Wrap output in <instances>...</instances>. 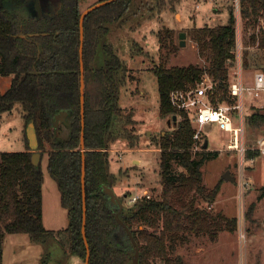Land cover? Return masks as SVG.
Listing matches in <instances>:
<instances>
[{"label":"trees","instance_id":"16d2710c","mask_svg":"<svg viewBox=\"0 0 264 264\" xmlns=\"http://www.w3.org/2000/svg\"><path fill=\"white\" fill-rule=\"evenodd\" d=\"M132 1L107 2L84 18L83 117L79 0H60L54 12L39 17L26 13L24 0L0 2V75H10L8 88L0 92V117L18 103L25 125L30 121L34 123L41 157L48 147L47 169L56 180L61 204L67 209V252L83 261L87 252L82 233L84 157L88 264H132L134 247L116 220L118 205L103 191V185L112 186L115 180V175L109 171L108 145L119 138L129 139L135 123L134 111L118 103L125 67L111 45L105 42V35L111 23L127 15ZM237 10L244 30L245 27L253 30L257 18L264 16V0H237ZM190 36L206 63L166 66L160 62L152 67L157 79L159 114L170 115L174 125L155 142L161 150L160 192L142 195L131 205L125 204L120 214L138 244L140 264H154L153 258H160L163 264H185L183 256L173 252L178 244L188 241L191 235H208L213 239L223 229L234 231L237 228L236 216L213 214L203 205L213 202L219 185L207 187L201 167L206 159L216 157L218 151L202 148L207 140L204 138L200 139L201 149L194 150L197 156L193 155L195 123L186 109L180 110L181 119H177V108L171 101L173 90L195 87L206 73L213 84L209 90L211 102L236 103L237 98L230 93V83L235 77L230 70L237 68L238 58L235 5L228 6L226 21L193 28ZM249 41L256 42L255 30L249 35ZM258 46L264 49V30ZM98 47L101 55L96 58ZM250 57L245 50L240 58L242 68L251 65ZM97 60L102 64L98 65ZM260 64L259 69L264 72V61ZM62 111H67V115L54 125L55 115ZM232 113L236 121V110ZM243 120L244 127L263 126L264 111L252 105L244 109ZM24 138L27 140L26 133ZM32 153L29 148L0 151V264H3L7 233H26L31 241L43 244L56 238L57 231L43 224L44 176L41 160L34 164ZM257 156H260L257 149L246 147V167H250L248 161ZM172 160L183 170L175 171ZM50 260L51 253L46 250L41 264H49Z\"/></svg>","mask_w":264,"mask_h":264},{"label":"rangeland","instance_id":"374dc122","mask_svg":"<svg viewBox=\"0 0 264 264\" xmlns=\"http://www.w3.org/2000/svg\"><path fill=\"white\" fill-rule=\"evenodd\" d=\"M59 2L52 0L55 9ZM96 2L79 0L78 3L82 12ZM231 4L235 5L237 15V64L247 50L251 65L242 68V74L246 81L252 82L253 72L260 70V63L264 61V49L258 46L259 36L264 30V16H259L255 22L256 42L252 44L249 35L253 30L251 27L244 30L237 0H133L127 15L109 25L105 42L111 45L125 67L118 103L132 109L135 119L129 139H116L109 143L106 151L109 171L115 175L112 187L123 198L124 204L133 203L130 201L133 194L156 195L161 190V150L155 142L161 134L171 130L174 122L170 115L159 114L157 79L152 67L160 62L166 66L206 63L198 53L190 30L223 23ZM182 31L185 32L184 45L179 44V33ZM100 55L98 47L96 58ZM100 62L102 64L97 60L98 65ZM230 73L234 75L233 68ZM202 81L211 84V78L206 73L197 84ZM9 84L10 75H0V92L6 90ZM252 105L264 111V101L253 100L245 94L244 109ZM173 106L177 108V119H181L180 110L183 109ZM28 128L21 106L15 103L0 117V151L30 149L33 145L30 138H24ZM200 135L202 140H208L207 150L218 151L216 157L206 159L201 167L204 184L209 188L219 185L213 202L203 205L213 214L236 216L237 228L234 231L223 229L213 239L208 235H191L173 252L180 253L185 264H264V160L257 156L249 164L250 167H246V161L242 167L237 152L227 149L228 133L217 124H206ZM261 136H264V125L245 126L246 147L253 148ZM46 150L41 157L45 225L57 228L54 229L57 231L56 238L43 244L31 241L26 233H7L4 237L3 264H41L46 250L51 253L49 264H84L77 255L67 252V209L62 206L57 182L47 169ZM194 150L193 155L197 156ZM172 163L175 171L183 170L176 160ZM225 171H228L229 179L224 178ZM153 262L163 264L160 258H153Z\"/></svg>","mask_w":264,"mask_h":264},{"label":"built area","instance_id":"2783aa9c","mask_svg":"<svg viewBox=\"0 0 264 264\" xmlns=\"http://www.w3.org/2000/svg\"><path fill=\"white\" fill-rule=\"evenodd\" d=\"M234 79L230 83V93L237 98L235 104L222 102L213 104L211 102L209 90L213 87L211 82L207 85L202 81L195 87L188 89H176L171 92L172 104L181 109L190 112L192 120L195 123V131L193 138L195 145L193 149H201L200 139L201 131L206 124H217L218 127L228 133L227 149L237 152L241 160V166L245 164L244 160V95L247 94L251 99L256 101H264V72L255 70L253 72L252 82L246 81L242 74L241 63L237 64L234 70ZM210 88V89H208ZM232 110H236L237 120L235 121ZM203 148V147H202ZM259 151L260 157L264 160V136L257 139L256 145L253 147ZM254 158L248 163L252 164ZM247 165V162H246ZM143 195L149 196L148 193ZM139 194H133L130 201L134 202L140 198Z\"/></svg>","mask_w":264,"mask_h":264},{"label":"water","instance_id":"95a60500","mask_svg":"<svg viewBox=\"0 0 264 264\" xmlns=\"http://www.w3.org/2000/svg\"><path fill=\"white\" fill-rule=\"evenodd\" d=\"M113 0H102L99 2L94 3L93 5L89 6L88 8H86L84 11L81 12L80 14V18H79V28H80V47H79V53H80V70H81V86H80V91H81V114L83 117V112H84V79H83V71H84V64H83V59H82V49H83V22H84V18L86 16V14L88 12H90L91 10L104 5L107 2H110ZM38 2V1H37ZM54 10V9H53ZM54 12V11H52ZM184 36H185V32H180L179 33V44L180 45H184L185 44V40H184ZM67 115V111H62L61 113H58L55 115V119L53 121V124L56 125L58 120L61 118H64ZM173 119H176V116H173ZM28 128L27 131H25L27 138H30L31 143L33 144L32 146H30V149L33 151L31 159L32 162L34 164H38L41 160V153L40 151L37 149L38 146V142H37V137H36V132H35V128H34V123L32 121L27 123ZM84 123H83V119H82V127H83ZM28 138V139H29ZM80 142H81V146L83 147L84 145V135H83V131L81 132V136H80ZM207 144L208 141L205 140L204 144H203V148H207ZM84 176H85V167H84V157H83V163H82V175H81V183H82V195H83V220H82V233H83V238H84V242H85V246L87 249L86 252V256H85V260H84V264H88L89 263V256H90V252H89V245L86 239V235H85V220H86V202H85V198H86V194H85V180H84ZM225 179H229V175H228V171H225V173L223 174ZM103 191L108 195L109 200L115 204L118 205V210L115 214L116 220L118 221V223L122 226V228L127 232L128 236L130 237L133 247H134V252L132 255V264H140L139 262V258H140V251H139V247L138 244L133 236L132 231L130 230V228L127 226V224L122 220L120 214L122 209L125 207V204L123 203V199L115 192V190L113 189V187L111 185L105 184L103 185Z\"/></svg>","mask_w":264,"mask_h":264},{"label":"flooded vegetation","instance_id":"af4514ba","mask_svg":"<svg viewBox=\"0 0 264 264\" xmlns=\"http://www.w3.org/2000/svg\"><path fill=\"white\" fill-rule=\"evenodd\" d=\"M24 7L28 14L38 17L52 13L53 9H55L52 0H24Z\"/></svg>","mask_w":264,"mask_h":264},{"label":"crops","instance_id":"0c3cea01","mask_svg":"<svg viewBox=\"0 0 264 264\" xmlns=\"http://www.w3.org/2000/svg\"><path fill=\"white\" fill-rule=\"evenodd\" d=\"M43 176H44V174H43ZM44 181V180H43ZM43 186V185H42ZM43 189V188H42ZM42 219H43V224H44V226L47 228V229H57V228H53L54 226H46L45 225V214H44V207H43V190H42ZM52 220V219H51Z\"/></svg>","mask_w":264,"mask_h":264}]
</instances>
